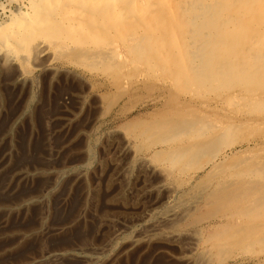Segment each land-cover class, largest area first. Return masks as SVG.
<instances>
[{"label": "rangeland", "instance_id": "rangeland-1", "mask_svg": "<svg viewBox=\"0 0 264 264\" xmlns=\"http://www.w3.org/2000/svg\"><path fill=\"white\" fill-rule=\"evenodd\" d=\"M39 1L0 0V27L49 20L43 57L0 48V264H264V30L247 65L187 77L128 53L162 32Z\"/></svg>", "mask_w": 264, "mask_h": 264}, {"label": "bare ground", "instance_id": "bare-ground-1", "mask_svg": "<svg viewBox=\"0 0 264 264\" xmlns=\"http://www.w3.org/2000/svg\"><path fill=\"white\" fill-rule=\"evenodd\" d=\"M93 1L77 2L80 4L78 15L89 25L96 24V27L91 30L92 34H111L113 31L120 34L124 29L135 26L157 34L162 32L161 34L164 36L162 38L151 39L152 37L148 36L144 39H128L129 45L132 46L128 53L134 59L142 58L145 56L143 54L148 53L155 62L162 65L168 64L170 68L171 65L175 66L171 68L173 71L182 69L183 75L187 77L193 75L198 77L210 72L219 75L220 73L231 74L247 65L251 62L250 52L254 45L257 46L258 37L262 36V30H264V21L262 20L264 0H102L101 3L99 2L100 4H94ZM39 2H42L41 7L47 12L46 14H53L55 5H51L47 0ZM113 2L114 6H112ZM63 5L65 4L63 3ZM62 9L65 10L61 7ZM67 9L69 10V8ZM127 15L132 16V22L125 20ZM44 17L42 16V18ZM50 20H54V17L53 19L51 17ZM35 21L27 20V15L20 10L9 19V22L1 24L0 48L6 56L15 58L12 56L15 50L23 51L27 48L26 58L31 57L32 54L35 58L45 55L47 50L45 44L42 41H31V38L27 39V37L32 33L39 32L41 27L47 26L49 20L46 19L45 23L40 19L38 23ZM55 25L50 24L52 29L60 32L64 28V25H62V29H60V25L53 27ZM255 26H260L259 34L261 35L257 34V37L254 38L251 29L249 33L246 29ZM130 31L128 33L134 32ZM53 37L60 36L53 34ZM61 42L62 39L57 42V45H60ZM28 45L31 46L28 47ZM21 175L25 176V173Z\"/></svg>", "mask_w": 264, "mask_h": 264}]
</instances>
